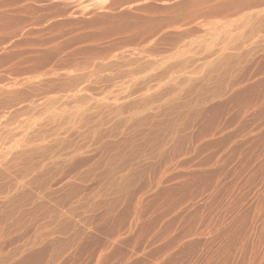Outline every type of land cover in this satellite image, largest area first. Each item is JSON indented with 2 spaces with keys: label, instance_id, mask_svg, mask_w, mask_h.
I'll return each mask as SVG.
<instances>
[{
  "label": "rangeland",
  "instance_id": "obj_1",
  "mask_svg": "<svg viewBox=\"0 0 264 264\" xmlns=\"http://www.w3.org/2000/svg\"><path fill=\"white\" fill-rule=\"evenodd\" d=\"M0 264H264V0H0Z\"/></svg>",
  "mask_w": 264,
  "mask_h": 264
}]
</instances>
